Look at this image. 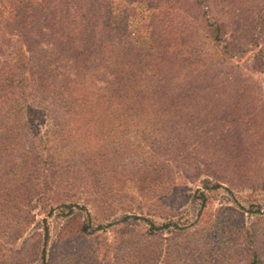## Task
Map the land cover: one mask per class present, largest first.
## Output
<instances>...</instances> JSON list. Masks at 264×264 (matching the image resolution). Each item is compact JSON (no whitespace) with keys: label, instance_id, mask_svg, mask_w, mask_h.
I'll list each match as a JSON object with an SVG mask.
<instances>
[{"label":"rangeland","instance_id":"1","mask_svg":"<svg viewBox=\"0 0 264 264\" xmlns=\"http://www.w3.org/2000/svg\"><path fill=\"white\" fill-rule=\"evenodd\" d=\"M149 1L107 0L109 17L98 31H110L111 41L116 42L121 36L116 29L125 24L138 32L136 37L143 38L152 32ZM171 3L173 7L160 8L161 14L174 15L175 24L182 15L192 21V9L179 13ZM6 16V12L0 14V24ZM235 20V25H229L228 40L241 36L244 22ZM193 32L192 38L198 34ZM5 38L8 41L2 49L7 55L16 42L14 37ZM128 39L132 41V34ZM260 46L233 58L232 71H228L230 63L220 60V72L213 76L209 90L199 89L195 73L190 80L191 91H178L169 105L156 100L158 85L148 89L146 95L156 103L159 113L157 125L141 117L134 124H120L110 106L92 109L83 104L111 92L110 88L103 92L97 87L103 83L101 68L91 65L95 57L88 61L83 57L85 68L79 64L80 75L71 69L70 59L64 66L59 59H53L49 66L56 70L55 78L66 81L68 90L74 87L82 105L68 112L62 107L64 101L59 107H43L45 99L50 98L47 96L41 105L20 112L23 121L17 117L7 121L0 111V137L4 139H0V159L8 160L14 170L5 173L0 169V264H43L39 253L46 231V252L58 237L94 236L91 243L99 253L96 263L101 264L105 241H113L115 236H129L130 241L150 236L147 225L138 219L114 224L124 216L134 215L152 218L156 224L172 218L185 225L171 227L178 238L165 258L173 260L172 264H207L206 260L210 264H234L227 263L223 256L224 241L240 244L246 229H251L257 217H264V112L260 108L264 106V73L254 64ZM197 51L201 63L211 66L212 44L206 41L198 45ZM6 55L0 54V63ZM48 56L52 59L53 55ZM117 67L110 66L106 78L116 77ZM28 76L35 78L29 73ZM64 76L68 79L64 80ZM47 77L49 85H55ZM245 79L246 83L259 85L258 92L256 88L249 91L256 105L252 111H245L250 118L246 121L245 116L229 126L221 124L219 118L226 113V104L235 103L233 92L245 84ZM63 88L61 85L60 91L65 92ZM63 97L67 98L66 93ZM206 113L211 116L208 120L203 119ZM204 200L206 204L202 206ZM82 222L93 229L90 234L79 231ZM154 236L169 237L170 229ZM185 236H202L200 241L208 236L214 243L205 250L209 255L219 253L220 257L212 261L205 254L200 259L190 251L193 238ZM85 243L89 245L86 239ZM79 248L73 246L74 251ZM238 254L234 260L243 264ZM65 258L69 259L64 264L82 261L74 254Z\"/></svg>","mask_w":264,"mask_h":264},{"label":"trees","instance_id":"2","mask_svg":"<svg viewBox=\"0 0 264 264\" xmlns=\"http://www.w3.org/2000/svg\"><path fill=\"white\" fill-rule=\"evenodd\" d=\"M106 1L0 0V14L7 13L3 24H0V54L6 55L2 49L8 41L5 37H14L16 42L12 50L7 53L6 60L0 63V111L6 115L4 118L7 121H15V117L23 121L20 112L25 108L31 109L41 105V101L47 96L50 98L45 99L43 107H46V104L59 107L60 101H64L62 107H66L68 112L76 111L82 105L75 96L76 89L74 90L73 87V90L72 88L68 90L66 81L55 78L56 75L53 73L56 70L49 65L56 58L60 60L62 66L70 59L69 61L73 62L71 69L80 75L79 64L83 63V57H86V60L95 57V62H91V65L95 69L101 68L100 78L103 86L96 85L103 92L109 88L111 92H105L107 94L105 98L100 97L97 101L85 100L83 104L92 109L98 106H110L111 112L118 118L120 124L123 122L134 124L139 117L148 124H159L156 103L146 95L148 89L158 85L156 100L169 105L171 99L177 97L178 91H191L193 86L190 80L195 73L198 75L196 80L199 89L209 90L210 85L213 84V76L220 72L218 65L220 60L230 63L231 69L228 71H232L233 58L242 57L260 45L254 57L256 61L254 64L264 73V0H150L148 5L152 10L150 25L152 32L150 30L143 38H139L135 36L138 32L129 30L124 24L116 29L121 35L116 42L111 41L110 31L105 34L98 31L99 26L109 17ZM171 2L175 3L179 13L192 9V21L186 18L188 16L182 15L175 24L174 15L161 14L159 10L162 6L173 7ZM235 18L244 22L241 36L238 40H233L234 38L228 40L226 35L229 25H235ZM193 31H197L198 34L192 38ZM130 34L133 36L131 42L128 39ZM206 41L212 44L209 67L206 63H201L200 56H196V53L200 52L197 51L198 45H204ZM50 54L53 55L52 59L48 56ZM115 64L118 66L114 69L117 73L116 77L106 78L110 66ZM81 68H85L83 64ZM28 73L35 78H30ZM160 73H162L161 78H159ZM47 76L51 77L50 80L55 85H49ZM63 79L68 78L64 76ZM72 80L75 82V79ZM247 81L245 79L244 85L235 87H238L232 97L235 103L226 104L227 111L219 118L221 124L225 123L229 126L238 124L245 119V116L246 121L250 118L249 113L246 114L245 111H252L256 105L249 91H255L256 88L258 92L259 85L256 82L246 83ZM232 83L239 84L235 80ZM61 85H64L65 92L60 91ZM65 93L67 98L63 97ZM260 108L264 112V106ZM208 118L211 116L206 113L203 119L208 120ZM0 164L3 172L14 173L8 160L3 161L1 158ZM202 204L204 206L206 200ZM128 219H138L147 225L146 233L150 236H139L131 241L129 236H115L113 241H105L102 245L104 250L101 251V264L104 262L106 264H172L173 260L167 261L165 258L172 242L178 238L171 227L179 229L185 225L172 218L166 223L156 224L152 218L136 215L124 216L114 224ZM165 228L170 229L169 237L154 236ZM92 230L85 223H81L79 231L82 234H90ZM245 233L246 236H242L240 244L231 243L227 241L228 239L223 245L218 243L226 249L223 256L226 257L227 263L240 264L234 260V255L239 253L237 257L243 258L241 260L243 264H264V217H257L251 229H246ZM185 237L193 238V248L190 251H194L200 259H203L205 254L212 261L220 257L219 253L209 255L205 250L214 243L208 240V236H203L201 241L202 236ZM93 238L95 239L94 236L58 237L46 252L48 241V231H46L39 253L43 264H64L69 259L65 257L70 254L82 260L73 261L72 264H100L96 263L99 253L93 248L91 243ZM84 239L89 241V245L84 244ZM73 246L80 248L74 251ZM126 246L128 250L125 249ZM62 248H64L63 252ZM111 248L113 253L110 252ZM210 262L206 260L207 264ZM183 264L189 262L185 261ZM191 264H194V261Z\"/></svg>","mask_w":264,"mask_h":264}]
</instances>
